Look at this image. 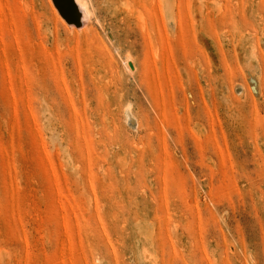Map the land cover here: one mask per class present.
Here are the masks:
<instances>
[{"label":"rangeland","instance_id":"374dc122","mask_svg":"<svg viewBox=\"0 0 264 264\" xmlns=\"http://www.w3.org/2000/svg\"><path fill=\"white\" fill-rule=\"evenodd\" d=\"M89 1L0 0V264H264V0Z\"/></svg>","mask_w":264,"mask_h":264},{"label":"bare ground","instance_id":"6f19581e","mask_svg":"<svg viewBox=\"0 0 264 264\" xmlns=\"http://www.w3.org/2000/svg\"><path fill=\"white\" fill-rule=\"evenodd\" d=\"M110 0H108V2H109ZM114 1H116L117 2V4H121L118 0H114ZM121 1H123V0H121ZM130 1H132V0H130ZM151 1H153V0H151ZM150 1V2H151ZM46 2L48 3V5H49V9H50V11H51V13H52V17L55 19V22H57V21H59L61 24H62V26H64L69 32H70V30L71 31H73L74 33H77V34H85L86 32H87V29H88V25H89V21L88 20H90L89 18L90 17H93L94 15H93V11H95L94 9L92 10V8H91V5H90V1L89 0H46ZM101 2H102V0H101ZM106 2V1H105ZM112 2V3H111ZM127 2V1H126ZM125 0L122 2V4L124 5V6H122L123 8H119V6L117 7L116 6V9H114V7H113V9L114 10H116L117 11V13H118V8L120 9V10H122V9H124L125 8ZM129 2V1H128ZM127 2V3H128ZM133 2V1H132ZM131 2V3H132ZM110 3L111 4H113V1H110ZM109 3V4H110ZM115 3V2H114ZM134 4V3H133ZM132 4V5H133ZM152 4V3H151ZM127 5H129V3L127 4ZM159 5H160V3H159ZM97 6V5H96ZM106 6H108V4H106ZM111 6V5H110ZM113 6V5H112ZM134 6L136 7V5L134 4ZM120 7H121V5H120ZM129 7V9H128V11L130 10V5L128 6ZM138 7V6H137ZM160 8H161V5L159 6ZM94 8V7H93ZM107 8V7H106ZM127 8V7H126ZM133 9V8H132ZM131 9V10H132ZM137 10H139L140 11V9H138V8H136ZM162 9V8H161ZM161 9H159L160 10V13H162V11H161ZM110 10H112L111 8H110ZM113 10V12L114 13H112L111 15L113 16V14L115 15V12L116 11H114ZM135 10V9H134ZM133 10V11H134ZM109 11V10H108ZM123 11V10H122ZM122 11H121V13H122ZM139 11L138 12H136V11H134L135 13H137L136 14V17L138 16H140L141 14H138L139 13ZM105 12H106V10H105ZM124 12V11H123ZM80 13H81V15H80ZM107 13V12H106ZM128 13V12H127ZM126 13V17L128 16V14ZM131 13H133V12H131ZM108 14V13H107ZM79 15H80V17H79ZM93 15V16H92ZM129 15L130 16H128L127 18H129V17H131V14L129 13ZM95 17V16H94ZM115 16H113V18H114ZM136 18L137 20H140V18H142V16L141 17H139V18ZM144 19V18H143ZM95 20H97V19H95ZM129 21V20H128ZM142 22H143V20H142ZM141 22V23H142ZM97 23V22H96ZM99 23V22H98ZM97 23V24H98ZM135 23H136V20H135ZM138 23V22H137ZM91 24V23H90ZM139 25H137V27H138ZM63 27V28H64ZM91 27V26H90ZM140 28V27H139ZM144 30V29H143ZM72 33V32H71ZM127 59V58H126ZM128 61H129V59H128ZM125 62H127V61H125ZM128 64H129V62H127ZM131 63V62H130ZM125 64V63H124ZM125 67H126V64L124 65ZM124 67V68H125ZM128 67V66H127ZM125 68V70L127 71V73H129V74H132V71H130L128 68ZM132 67V66H131ZM133 69V68H132ZM131 69V70H132Z\"/></svg>","mask_w":264,"mask_h":264}]
</instances>
